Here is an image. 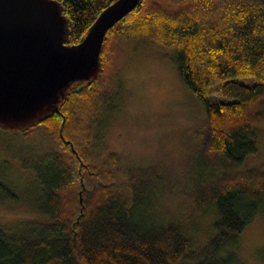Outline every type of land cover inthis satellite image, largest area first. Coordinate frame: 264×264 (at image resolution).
Segmentation results:
<instances>
[{
	"label": "trees",
	"instance_id": "obj_1",
	"mask_svg": "<svg viewBox=\"0 0 264 264\" xmlns=\"http://www.w3.org/2000/svg\"><path fill=\"white\" fill-rule=\"evenodd\" d=\"M58 1L77 44L115 0ZM143 40L175 54L181 80L205 108L193 135L208 176L177 190L186 212L162 204L172 186L163 173L123 166L105 139L120 93L117 53ZM101 59L100 77L74 88L58 112L25 130L0 128L42 129L54 144L21 158L37 218L0 224V264H232L227 248L264 214V163L249 165L264 131V0H140L108 30ZM19 199L0 180V204ZM208 212L212 236L200 244L193 223Z\"/></svg>",
	"mask_w": 264,
	"mask_h": 264
},
{
	"label": "rangeland",
	"instance_id": "obj_2",
	"mask_svg": "<svg viewBox=\"0 0 264 264\" xmlns=\"http://www.w3.org/2000/svg\"><path fill=\"white\" fill-rule=\"evenodd\" d=\"M122 46L114 68L120 93L115 111L108 118L111 124L106 142L119 154L123 166H154L163 173L172 186L162 204L171 212H186V204L177 190L183 188L187 179L208 176V169L203 172L205 161L197 151L193 135L205 119V108L181 80L174 53L146 40ZM241 80L249 84L255 81ZM259 147L258 155L249 165L264 163V131ZM53 148L45 130H34L29 135L5 134L0 130V180L20 197L17 205L0 204L1 225L12 227L37 218L32 207L37 194L32 171L20 161L22 157H35ZM214 219L215 215L208 212L193 223V236L200 244L212 236ZM227 249L233 255L232 264H264V214L257 213L237 244Z\"/></svg>",
	"mask_w": 264,
	"mask_h": 264
},
{
	"label": "water",
	"instance_id": "obj_3",
	"mask_svg": "<svg viewBox=\"0 0 264 264\" xmlns=\"http://www.w3.org/2000/svg\"><path fill=\"white\" fill-rule=\"evenodd\" d=\"M140 0H115L70 43L58 0H0V128L21 131L59 111L71 91L100 77L108 30Z\"/></svg>",
	"mask_w": 264,
	"mask_h": 264
}]
</instances>
